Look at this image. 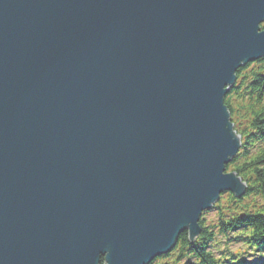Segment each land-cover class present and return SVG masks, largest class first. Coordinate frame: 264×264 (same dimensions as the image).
Segmentation results:
<instances>
[{
    "label": "water",
    "instance_id": "95a60500",
    "mask_svg": "<svg viewBox=\"0 0 264 264\" xmlns=\"http://www.w3.org/2000/svg\"><path fill=\"white\" fill-rule=\"evenodd\" d=\"M263 23L264 0H0V264H150L241 199L225 97Z\"/></svg>",
    "mask_w": 264,
    "mask_h": 264
},
{
    "label": "trees",
    "instance_id": "16d2710c",
    "mask_svg": "<svg viewBox=\"0 0 264 264\" xmlns=\"http://www.w3.org/2000/svg\"><path fill=\"white\" fill-rule=\"evenodd\" d=\"M225 104L242 135L227 169L247 182L246 193L241 199L222 194L208 223V211L202 214V231L194 242L183 233L171 253L150 264H264V58L237 70Z\"/></svg>",
    "mask_w": 264,
    "mask_h": 264
},
{
    "label": "rangeland",
    "instance_id": "374dc122",
    "mask_svg": "<svg viewBox=\"0 0 264 264\" xmlns=\"http://www.w3.org/2000/svg\"><path fill=\"white\" fill-rule=\"evenodd\" d=\"M262 26H263V24H262ZM254 62H255V61H254ZM235 130H236V129H235ZM236 132H237V130H236ZM237 133H238V132H237ZM238 134H240V133H238ZM240 135H241V134H240ZM241 138H242V135H241ZM241 146H242V139H241ZM240 148H241V147H240ZM227 171H228V172H231V171H229L228 169H227ZM221 197H222V195H221ZM221 197H220V199H221ZM220 199H219V201H220ZM217 203H218V201H217ZM217 203H216V204H217ZM214 206H215V205H214ZM214 206H213V207H214ZM213 207H212V208H213ZM212 208H211L210 210H208V213H209V214L206 216V218H207V223H208V219H210V217L215 216V212L212 210ZM200 225H201V223H200ZM201 226H202V225H201ZM180 237H181V236H180ZM179 239H180V238H179ZM179 239H178V241H179ZM177 244H178V242H177ZM177 244H176V245H177ZM175 247H176V246H175ZM175 247H174V248H175ZM174 248H173V249H174ZM173 249H172V250H173ZM171 252H172V251H171ZM258 260H259V258H249V259H248L249 262H256V261H258Z\"/></svg>",
    "mask_w": 264,
    "mask_h": 264
},
{
    "label": "clouds",
    "instance_id": "9594fccd",
    "mask_svg": "<svg viewBox=\"0 0 264 264\" xmlns=\"http://www.w3.org/2000/svg\"><path fill=\"white\" fill-rule=\"evenodd\" d=\"M107 255H108L107 252H105L103 255H101V256L99 257V262H98V264H101V260H102V258H103L104 256H107Z\"/></svg>",
    "mask_w": 264,
    "mask_h": 264
},
{
    "label": "bare ground",
    "instance_id": "6f19581e",
    "mask_svg": "<svg viewBox=\"0 0 264 264\" xmlns=\"http://www.w3.org/2000/svg\"><path fill=\"white\" fill-rule=\"evenodd\" d=\"M262 29H264V27L262 28ZM226 193V192H225ZM224 194V193H223Z\"/></svg>",
    "mask_w": 264,
    "mask_h": 264
}]
</instances>
